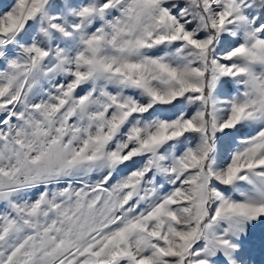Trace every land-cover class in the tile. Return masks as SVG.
<instances>
[{
	"label": "snow or ice",
	"instance_id": "obj_1",
	"mask_svg": "<svg viewBox=\"0 0 264 264\" xmlns=\"http://www.w3.org/2000/svg\"><path fill=\"white\" fill-rule=\"evenodd\" d=\"M0 264H264V0H0Z\"/></svg>",
	"mask_w": 264,
	"mask_h": 264
},
{
	"label": "rangeland",
	"instance_id": "obj_2",
	"mask_svg": "<svg viewBox=\"0 0 264 264\" xmlns=\"http://www.w3.org/2000/svg\"><path fill=\"white\" fill-rule=\"evenodd\" d=\"M257 260H259L260 259V256H259V254H257V256L255 257Z\"/></svg>",
	"mask_w": 264,
	"mask_h": 264
}]
</instances>
